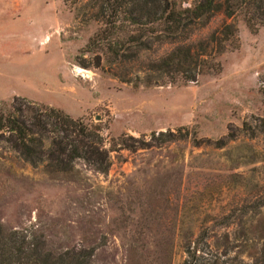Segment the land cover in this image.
Here are the masks:
<instances>
[{
  "label": "rangeland",
  "instance_id": "374dc122",
  "mask_svg": "<svg viewBox=\"0 0 264 264\" xmlns=\"http://www.w3.org/2000/svg\"><path fill=\"white\" fill-rule=\"evenodd\" d=\"M94 1L0 0V109L15 98L58 108L100 123L105 148L121 134H143L147 146L110 152L105 173L79 159L56 175L0 133V223L49 249H94L92 264H182L179 246L169 263L160 253L171 234L252 232L250 221H264V26L251 33L241 17L216 13L181 41L212 54L208 36L233 21L239 46L217 56L219 73L133 87L174 44H128L115 62L103 46L82 56L101 25ZM225 219L233 224L222 228Z\"/></svg>",
  "mask_w": 264,
  "mask_h": 264
},
{
  "label": "trees",
  "instance_id": "16d2710c",
  "mask_svg": "<svg viewBox=\"0 0 264 264\" xmlns=\"http://www.w3.org/2000/svg\"><path fill=\"white\" fill-rule=\"evenodd\" d=\"M181 1L95 0L98 8L94 16L101 25L80 51L81 55L94 46L99 49L103 46L111 58L109 62H115L124 57L123 48L128 44L141 48L151 39L168 41L174 45L148 60L144 78L135 79L132 86L187 83L196 81L203 73H219L221 66L217 56L228 47L239 46L233 21L223 23L208 36L212 54L205 51L207 44L201 43V49L195 50L192 44L181 41L187 33L203 28L219 12L226 18L241 17L251 33L264 26V0H192L187 7H182ZM23 103L22 99L15 98L9 109H0V133H7L12 148L25 160L45 162L49 173L68 172L79 159L94 171L105 173L109 168L110 152L147 146L143 134L139 138L121 134L109 138L105 148L100 123L82 117L72 118L58 108L43 105L33 108ZM151 135L154 137V132ZM225 220L219 222L222 228L233 224ZM256 223L250 221L248 225L255 229L241 237L231 236L226 229L221 234L207 230L179 231L167 237L166 247L160 253L169 263L177 245L184 254L182 264H264V221ZM234 240H238L235 243L238 249L228 257ZM220 247H223L221 252L218 251ZM94 253V249L85 247L49 249L45 240L8 230L0 223V264H92Z\"/></svg>",
  "mask_w": 264,
  "mask_h": 264
}]
</instances>
